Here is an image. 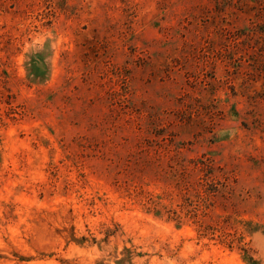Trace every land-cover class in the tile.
I'll return each mask as SVG.
<instances>
[{"label": "rangeland", "instance_id": "obj_1", "mask_svg": "<svg viewBox=\"0 0 264 264\" xmlns=\"http://www.w3.org/2000/svg\"><path fill=\"white\" fill-rule=\"evenodd\" d=\"M0 264H264V0H0Z\"/></svg>", "mask_w": 264, "mask_h": 264}]
</instances>
